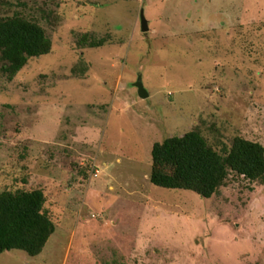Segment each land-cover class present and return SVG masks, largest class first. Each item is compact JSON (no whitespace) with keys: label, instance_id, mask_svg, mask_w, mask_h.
<instances>
[{"label":"rangeland","instance_id":"obj_1","mask_svg":"<svg viewBox=\"0 0 264 264\" xmlns=\"http://www.w3.org/2000/svg\"><path fill=\"white\" fill-rule=\"evenodd\" d=\"M16 15L52 51L13 78L0 60V193L42 190L55 232L0 264H264V181L230 172L210 199L151 183L173 136L264 147V0H0Z\"/></svg>","mask_w":264,"mask_h":264},{"label":"trees","instance_id":"obj_2","mask_svg":"<svg viewBox=\"0 0 264 264\" xmlns=\"http://www.w3.org/2000/svg\"><path fill=\"white\" fill-rule=\"evenodd\" d=\"M102 42H94L99 46ZM52 43L45 30L21 16L0 20V60L8 64L5 72L13 78L32 58L50 54ZM221 154L209 146L202 134L191 131L155 145L153 157L167 160L172 174L155 172L151 183L171 190H186L210 199L227 183L230 172L252 182L264 181V147L236 138ZM42 190L0 193V254L23 251L37 257L55 232L45 211Z\"/></svg>","mask_w":264,"mask_h":264},{"label":"water","instance_id":"obj_3","mask_svg":"<svg viewBox=\"0 0 264 264\" xmlns=\"http://www.w3.org/2000/svg\"><path fill=\"white\" fill-rule=\"evenodd\" d=\"M141 24H142V31L143 32H148L149 31V22L146 19L144 10H142L141 12ZM135 87L138 90V95L140 98L146 100L149 98L150 94L148 93V91L145 89L144 84H143V79L142 77L138 78V81L135 84Z\"/></svg>","mask_w":264,"mask_h":264}]
</instances>
